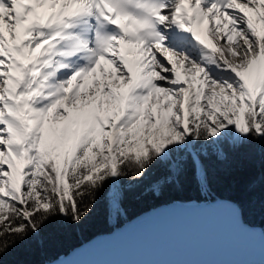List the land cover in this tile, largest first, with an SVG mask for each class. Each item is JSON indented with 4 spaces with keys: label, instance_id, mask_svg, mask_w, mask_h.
Masks as SVG:
<instances>
[{
    "label": "snow or ice",
    "instance_id": "1",
    "mask_svg": "<svg viewBox=\"0 0 264 264\" xmlns=\"http://www.w3.org/2000/svg\"><path fill=\"white\" fill-rule=\"evenodd\" d=\"M213 173L264 237V0H0V264Z\"/></svg>",
    "mask_w": 264,
    "mask_h": 264
},
{
    "label": "bare ground",
    "instance_id": "2",
    "mask_svg": "<svg viewBox=\"0 0 264 264\" xmlns=\"http://www.w3.org/2000/svg\"><path fill=\"white\" fill-rule=\"evenodd\" d=\"M152 216L145 215L134 224L96 237L60 258L69 259L71 264H104L110 258H119L138 239L176 233H206L231 245L264 251V239L242 231L227 208L206 202H175Z\"/></svg>",
    "mask_w": 264,
    "mask_h": 264
},
{
    "label": "rangeland",
    "instance_id": "3",
    "mask_svg": "<svg viewBox=\"0 0 264 264\" xmlns=\"http://www.w3.org/2000/svg\"><path fill=\"white\" fill-rule=\"evenodd\" d=\"M104 264H264V251L207 234L176 233L138 239Z\"/></svg>",
    "mask_w": 264,
    "mask_h": 264
},
{
    "label": "trees",
    "instance_id": "4",
    "mask_svg": "<svg viewBox=\"0 0 264 264\" xmlns=\"http://www.w3.org/2000/svg\"><path fill=\"white\" fill-rule=\"evenodd\" d=\"M215 173H213V180L211 184V191L207 194H201L193 179H188L179 188L169 192L164 201H157L150 196L139 195L138 197L130 200L128 204V214L119 223L113 222L112 219L105 215L103 205L97 204L95 211L89 217L86 225L80 229H67L60 230L53 238L51 244L44 245L46 251L42 255L26 256L22 251H17L10 254L5 258V264H15L19 259L28 258L38 262L53 260L57 257L64 256L72 251L74 248L89 241L95 236L111 233L115 228L122 226L125 222L140 215L149 209L167 205L175 202H210L216 197L237 196L239 193L236 190H231L224 187L216 181Z\"/></svg>",
    "mask_w": 264,
    "mask_h": 264
},
{
    "label": "water",
    "instance_id": "5",
    "mask_svg": "<svg viewBox=\"0 0 264 264\" xmlns=\"http://www.w3.org/2000/svg\"><path fill=\"white\" fill-rule=\"evenodd\" d=\"M172 204H175V203H170V204H167V205H161V206H158V207H156V208L150 209V210H148V211H146V212H144V213H142V214H140V215L134 217L133 219H131L130 221L126 222L124 225H122V226L119 227V228H123V227H125V226H127V225L134 224L135 222H138V221L141 219V217H143V216H145V215L152 216V214H155L157 211L160 212L161 210L167 208L168 206H170V205H172ZM152 217H153V216H152ZM155 217H156V216H155ZM119 228L114 229L113 232L116 231V230H118ZM203 234H206V233H203ZM104 235H105V234H104ZM100 236H103V235H99V236H96V237H100ZM96 237H95V238H96ZM260 237H261V236H260ZM262 238L264 239V237H262ZM93 239H94V238H93ZM85 244H86V243H85Z\"/></svg>",
    "mask_w": 264,
    "mask_h": 264
}]
</instances>
